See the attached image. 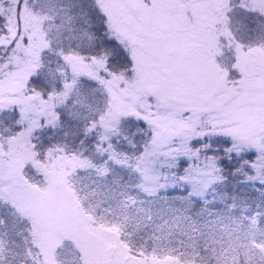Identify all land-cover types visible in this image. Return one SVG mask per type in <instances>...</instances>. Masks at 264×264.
Returning a JSON list of instances; mask_svg holds the SVG:
<instances>
[{
    "label": "snow or ice",
    "instance_id": "obj_1",
    "mask_svg": "<svg viewBox=\"0 0 264 264\" xmlns=\"http://www.w3.org/2000/svg\"><path fill=\"white\" fill-rule=\"evenodd\" d=\"M0 264H264V0H0Z\"/></svg>",
    "mask_w": 264,
    "mask_h": 264
}]
</instances>
